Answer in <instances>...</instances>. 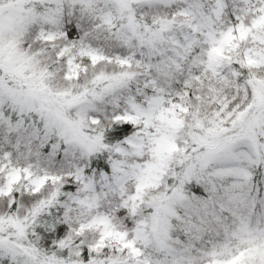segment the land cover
<instances>
[{"label": "snow or ice", "instance_id": "snow-or-ice-1", "mask_svg": "<svg viewBox=\"0 0 264 264\" xmlns=\"http://www.w3.org/2000/svg\"><path fill=\"white\" fill-rule=\"evenodd\" d=\"M4 129L0 264H264V0H0Z\"/></svg>", "mask_w": 264, "mask_h": 264}, {"label": "trees", "instance_id": "trees-1", "mask_svg": "<svg viewBox=\"0 0 264 264\" xmlns=\"http://www.w3.org/2000/svg\"><path fill=\"white\" fill-rule=\"evenodd\" d=\"M12 9L14 11H16L15 7H13ZM13 10H11L9 12L5 10L4 14H5L6 19L15 14V12ZM7 12H8V14H7ZM5 138H9L7 130L6 129L0 130V143H3ZM10 138L13 140V142H15V136L14 135L11 136ZM71 151L72 150L70 149L69 155H67L65 157V161H61L60 164L57 165V168H59L61 170H65V169L70 168L72 166V164L78 162L76 160H73V157L71 155ZM29 160L32 161L30 166H31L34 174L37 172H40L41 169L49 166V160L47 158L37 156L35 146L32 145L31 149H29L28 141L24 140V141H21L19 152L14 154L13 163L26 164V163H28ZM255 182L257 184H260L261 190L264 191V178H262L261 174L258 171L255 175Z\"/></svg>", "mask_w": 264, "mask_h": 264}, {"label": "rangeland", "instance_id": "rangeland-1", "mask_svg": "<svg viewBox=\"0 0 264 264\" xmlns=\"http://www.w3.org/2000/svg\"><path fill=\"white\" fill-rule=\"evenodd\" d=\"M12 8H13V7H12ZM12 8H10L8 5H5V10L8 11V12L11 11V10H13ZM13 11H14V10H13ZM8 12H7V14H8ZM14 12H15V11H14ZM7 14H6V15H7ZM5 18H6V17H5ZM76 131L78 132L79 129H76ZM72 138H73V139H79V137H77V136H75V135H74Z\"/></svg>", "mask_w": 264, "mask_h": 264}]
</instances>
